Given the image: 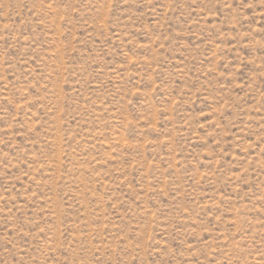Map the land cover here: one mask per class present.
Wrapping results in <instances>:
<instances>
[{"label":"rangeland","instance_id":"obj_1","mask_svg":"<svg viewBox=\"0 0 264 264\" xmlns=\"http://www.w3.org/2000/svg\"><path fill=\"white\" fill-rule=\"evenodd\" d=\"M0 264H264V0H0Z\"/></svg>","mask_w":264,"mask_h":264}]
</instances>
